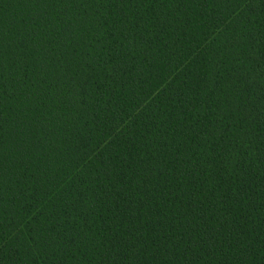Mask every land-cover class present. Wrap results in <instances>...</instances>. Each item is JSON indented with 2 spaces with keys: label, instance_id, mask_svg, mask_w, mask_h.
I'll use <instances>...</instances> for the list:
<instances>
[{
  "label": "trees",
  "instance_id": "obj_1",
  "mask_svg": "<svg viewBox=\"0 0 264 264\" xmlns=\"http://www.w3.org/2000/svg\"><path fill=\"white\" fill-rule=\"evenodd\" d=\"M0 264H264V0H0Z\"/></svg>",
  "mask_w": 264,
  "mask_h": 264
}]
</instances>
